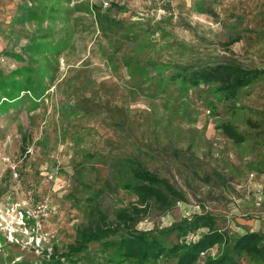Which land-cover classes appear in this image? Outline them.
Segmentation results:
<instances>
[{
    "label": "rangeland",
    "instance_id": "rangeland-1",
    "mask_svg": "<svg viewBox=\"0 0 264 264\" xmlns=\"http://www.w3.org/2000/svg\"><path fill=\"white\" fill-rule=\"evenodd\" d=\"M214 60L264 69V0H0V264H37L100 212L115 223L121 208L142 207L126 187L134 159L185 196L168 208L151 200L136 225L166 245L185 236L161 230L196 213L232 239L264 232V77L215 108L208 85L171 78ZM16 70L26 89L9 101ZM227 121L243 142L219 128ZM103 254L91 244L96 263Z\"/></svg>",
    "mask_w": 264,
    "mask_h": 264
},
{
    "label": "trees",
    "instance_id": "trees-1",
    "mask_svg": "<svg viewBox=\"0 0 264 264\" xmlns=\"http://www.w3.org/2000/svg\"><path fill=\"white\" fill-rule=\"evenodd\" d=\"M236 40L232 39L228 44H234ZM11 55L19 60L24 59L17 52H11ZM17 71L4 82L8 88L5 97L9 101L19 98L20 93L26 89L23 82L16 78ZM263 77L264 69L246 68L235 62L219 60L203 65H181L171 75L173 80L179 81L185 88L208 85L214 94L208 103L211 108L216 107L215 99L234 100L242 88ZM219 128L237 143L245 140V135L229 121L222 122ZM26 149L23 146V150ZM131 172L135 182L126 187L138 196L142 207L121 208L116 213L115 223L107 222V215L100 212L101 221L78 228L77 238L67 251L59 253L56 250L37 264H98L88 256L93 243L99 244L104 253L101 264H153L162 257L175 259L174 264H238V257L243 254L264 260V232L249 230L232 239L228 231L215 226V216L211 213H196L161 230L165 234L177 232L179 236L186 237L200 228L206 229L197 239L187 240L184 237L169 246L153 231L138 229L136 225L140 216L148 212L151 200L162 208H168L173 200H183L185 196L169 179L161 177L137 159L133 160ZM229 241L231 246H227L221 253H209L217 245Z\"/></svg>",
    "mask_w": 264,
    "mask_h": 264
},
{
    "label": "crops",
    "instance_id": "crops-1",
    "mask_svg": "<svg viewBox=\"0 0 264 264\" xmlns=\"http://www.w3.org/2000/svg\"><path fill=\"white\" fill-rule=\"evenodd\" d=\"M255 175L254 174H252L251 175V177H254ZM255 187H256V190L258 191V192H260V183H256L255 184ZM260 199V198H259Z\"/></svg>",
    "mask_w": 264,
    "mask_h": 264
},
{
    "label": "built area",
    "instance_id": "built-area-1",
    "mask_svg": "<svg viewBox=\"0 0 264 264\" xmlns=\"http://www.w3.org/2000/svg\"><path fill=\"white\" fill-rule=\"evenodd\" d=\"M163 1H165V0H163ZM104 5H105V6H108V5H109V2H107V1L104 2Z\"/></svg>",
    "mask_w": 264,
    "mask_h": 264
}]
</instances>
